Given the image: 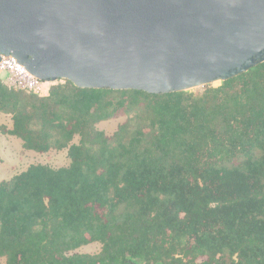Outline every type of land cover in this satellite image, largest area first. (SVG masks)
I'll return each instance as SVG.
<instances>
[{
	"label": "trees",
	"instance_id": "16d2710c",
	"mask_svg": "<svg viewBox=\"0 0 264 264\" xmlns=\"http://www.w3.org/2000/svg\"><path fill=\"white\" fill-rule=\"evenodd\" d=\"M0 112L25 149L70 158L1 180L0 264H264V62L161 94L0 78Z\"/></svg>",
	"mask_w": 264,
	"mask_h": 264
},
{
	"label": "water",
	"instance_id": "95a60500",
	"mask_svg": "<svg viewBox=\"0 0 264 264\" xmlns=\"http://www.w3.org/2000/svg\"><path fill=\"white\" fill-rule=\"evenodd\" d=\"M81 88L161 94L264 62V0H0V60Z\"/></svg>",
	"mask_w": 264,
	"mask_h": 264
},
{
	"label": "rangeland",
	"instance_id": "374dc122",
	"mask_svg": "<svg viewBox=\"0 0 264 264\" xmlns=\"http://www.w3.org/2000/svg\"><path fill=\"white\" fill-rule=\"evenodd\" d=\"M221 81H216L212 84L219 85ZM195 90H202L203 86L193 88ZM127 119L126 114H120L107 120L96 123L98 129L104 130L107 134H112L118 125ZM12 126V116L8 113L0 112V126ZM77 135L73 141H78ZM0 182L3 179H11L14 175L25 170L33 163H46L54 167H60L69 164L70 158L68 156V149L61 150L51 149L48 152L40 153L34 150L25 149L21 138L2 133L0 130ZM100 243L93 242L84 245L78 249L80 252L95 253L100 250ZM5 258H1L0 262H4Z\"/></svg>",
	"mask_w": 264,
	"mask_h": 264
},
{
	"label": "built area",
	"instance_id": "2783aa9c",
	"mask_svg": "<svg viewBox=\"0 0 264 264\" xmlns=\"http://www.w3.org/2000/svg\"><path fill=\"white\" fill-rule=\"evenodd\" d=\"M0 78L9 87L23 89L38 96H49L50 89L55 84L66 83V78L57 80L41 79L31 73L26 66L13 55H2L0 60Z\"/></svg>",
	"mask_w": 264,
	"mask_h": 264
}]
</instances>
